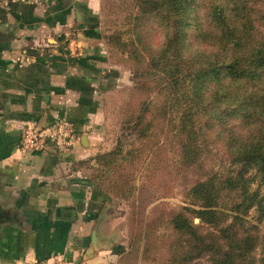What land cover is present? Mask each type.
<instances>
[{
	"label": "trees",
	"instance_id": "1",
	"mask_svg": "<svg viewBox=\"0 0 264 264\" xmlns=\"http://www.w3.org/2000/svg\"><path fill=\"white\" fill-rule=\"evenodd\" d=\"M148 17L163 39L140 57L160 102L147 119L143 101L133 128L144 138L154 118L169 117L186 168H201L210 152L203 129H224L225 157L191 184L170 218L168 263L264 264L246 217L254 210L264 218V0H134L136 25ZM126 154L116 145L82 161L92 187L110 198L102 174Z\"/></svg>",
	"mask_w": 264,
	"mask_h": 264
},
{
	"label": "crops",
	"instance_id": "2",
	"mask_svg": "<svg viewBox=\"0 0 264 264\" xmlns=\"http://www.w3.org/2000/svg\"><path fill=\"white\" fill-rule=\"evenodd\" d=\"M100 6L0 0V264L52 257L117 264L124 253L110 198L92 187L81 163L99 148L103 99L122 75L107 60ZM59 117L76 128L73 145L19 148L25 123Z\"/></svg>",
	"mask_w": 264,
	"mask_h": 264
},
{
	"label": "rangeland",
	"instance_id": "3",
	"mask_svg": "<svg viewBox=\"0 0 264 264\" xmlns=\"http://www.w3.org/2000/svg\"><path fill=\"white\" fill-rule=\"evenodd\" d=\"M101 1L99 27L107 60L118 66L122 75L104 96L99 148L95 154L116 145L121 148L122 156L127 153L123 161L102 174L103 184L111 194L110 225L121 229L122 234L124 253L117 264H169L168 246L173 237L170 218L187 203L185 192L191 184L202 178L206 170L217 168L218 160L225 157L224 144L222 139L220 141L224 129L221 123L203 129L204 143L210 152L201 168H186L181 163L179 137L169 117L160 120L156 116L148 135L141 138L131 123L141 112L143 101H150L149 110L145 112L146 118L152 119L160 97L154 96L156 89L152 76L146 73L145 60L140 56L146 54L145 48L157 46L163 34L158 31L154 18H142L136 25L134 0ZM136 34L141 36L143 47L136 42ZM133 48L137 53L132 51ZM226 122L236 131L238 126L234 121ZM246 217L256 224L254 253L261 256L264 253V218L258 221L254 210ZM199 260L192 264H198Z\"/></svg>",
	"mask_w": 264,
	"mask_h": 264
},
{
	"label": "built area",
	"instance_id": "4",
	"mask_svg": "<svg viewBox=\"0 0 264 264\" xmlns=\"http://www.w3.org/2000/svg\"><path fill=\"white\" fill-rule=\"evenodd\" d=\"M78 139V133L73 123L65 117L37 125L27 122L22 127L19 148L27 152L43 150L47 145H52L60 150H66ZM26 264H73L63 257L34 259Z\"/></svg>",
	"mask_w": 264,
	"mask_h": 264
},
{
	"label": "water",
	"instance_id": "5",
	"mask_svg": "<svg viewBox=\"0 0 264 264\" xmlns=\"http://www.w3.org/2000/svg\"><path fill=\"white\" fill-rule=\"evenodd\" d=\"M103 214V211H101V213H100V215H99V218H98V220H97V223L99 222V219H100V216ZM96 233V231H95V229L93 230V232H92V237H93V234H95ZM92 244H93V242H92Z\"/></svg>",
	"mask_w": 264,
	"mask_h": 264
}]
</instances>
